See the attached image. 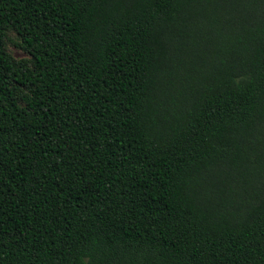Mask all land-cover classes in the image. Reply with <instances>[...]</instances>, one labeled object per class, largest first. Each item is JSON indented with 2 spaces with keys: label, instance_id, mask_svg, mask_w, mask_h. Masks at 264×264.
Segmentation results:
<instances>
[{
  "label": "trees",
  "instance_id": "1",
  "mask_svg": "<svg viewBox=\"0 0 264 264\" xmlns=\"http://www.w3.org/2000/svg\"><path fill=\"white\" fill-rule=\"evenodd\" d=\"M0 264H264V0H0Z\"/></svg>",
  "mask_w": 264,
  "mask_h": 264
},
{
  "label": "rangeland",
  "instance_id": "2",
  "mask_svg": "<svg viewBox=\"0 0 264 264\" xmlns=\"http://www.w3.org/2000/svg\"><path fill=\"white\" fill-rule=\"evenodd\" d=\"M7 35L8 40L6 42V48L11 53V55L18 59L27 58L28 56L25 54V52L15 45V42L17 41L15 33L13 31H9Z\"/></svg>",
  "mask_w": 264,
  "mask_h": 264
}]
</instances>
